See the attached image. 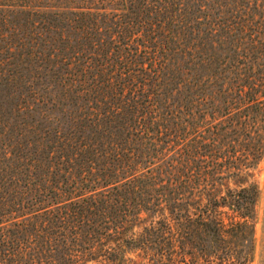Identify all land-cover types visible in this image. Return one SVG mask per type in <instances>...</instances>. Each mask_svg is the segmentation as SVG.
<instances>
[{
	"label": "trees",
	"instance_id": "16d2710c",
	"mask_svg": "<svg viewBox=\"0 0 264 264\" xmlns=\"http://www.w3.org/2000/svg\"><path fill=\"white\" fill-rule=\"evenodd\" d=\"M45 6L26 76L0 61L18 96L16 123L0 127V264H82L125 247L155 250L151 264H251L264 0Z\"/></svg>",
	"mask_w": 264,
	"mask_h": 264
},
{
	"label": "rangeland",
	"instance_id": "374dc122",
	"mask_svg": "<svg viewBox=\"0 0 264 264\" xmlns=\"http://www.w3.org/2000/svg\"><path fill=\"white\" fill-rule=\"evenodd\" d=\"M50 1L0 0V61L3 63L4 73L7 75L13 76L12 74H18L26 76L30 46L40 45L45 40L43 31H45L46 24L41 11H43V8L46 7L45 5L49 4ZM16 93V81L12 82V79H10L9 84L0 85L1 129L13 126L16 123V119L13 117L15 106L18 103ZM253 179L260 188V196L257 207L254 256L251 264H264V158L255 170ZM82 245L84 246L85 244ZM111 245L115 247L116 242L114 240L111 241ZM83 246L76 243L74 249L81 250ZM163 248L165 247L163 246ZM189 248L197 249L191 244L187 246V249ZM124 250L125 253L114 251L109 259L101 257L87 259L82 264H118L120 262V264H151L148 257L143 256V254L144 252L155 251L126 247ZM123 255H126V260L122 262ZM178 255H175V257ZM175 264L202 263L198 258L188 256L185 262L176 260Z\"/></svg>",
	"mask_w": 264,
	"mask_h": 264
}]
</instances>
